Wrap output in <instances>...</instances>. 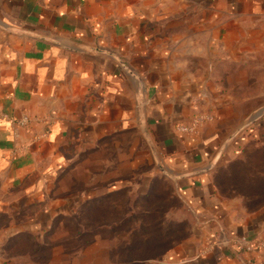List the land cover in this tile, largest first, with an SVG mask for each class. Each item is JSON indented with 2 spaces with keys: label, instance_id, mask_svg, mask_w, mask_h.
Instances as JSON below:
<instances>
[{
  "label": "crops",
  "instance_id": "0c3cea01",
  "mask_svg": "<svg viewBox=\"0 0 264 264\" xmlns=\"http://www.w3.org/2000/svg\"><path fill=\"white\" fill-rule=\"evenodd\" d=\"M0 114L31 119L0 116V254L97 190L144 193L153 172L128 184L93 167L141 166L146 140L198 225L158 264L264 259L208 246L264 237V0H0ZM198 114L197 133L176 129ZM67 182L84 192L63 195Z\"/></svg>",
  "mask_w": 264,
  "mask_h": 264
},
{
  "label": "rangeland",
  "instance_id": "374dc122",
  "mask_svg": "<svg viewBox=\"0 0 264 264\" xmlns=\"http://www.w3.org/2000/svg\"><path fill=\"white\" fill-rule=\"evenodd\" d=\"M115 151L112 149L111 153ZM143 153L141 166L135 157L118 161L112 156L96 160L93 169L96 179L120 182L122 178L128 184L133 178L153 172L144 193L132 188L135 181L112 192L97 190L95 204L77 201L76 206L67 207L49 226L47 235L11 242L6 253L0 254V264H158L173 248L194 236L198 225L193 210L181 200L174 183L162 174L155 176L157 157L146 140ZM246 161L249 159L240 160L239 164L244 166ZM119 166L129 172L119 174ZM242 166L237 165L235 170ZM87 179L88 175H83L79 183ZM232 184L226 181L224 188L229 192ZM73 185L67 182L69 189L63 190V195L84 192L71 191Z\"/></svg>",
  "mask_w": 264,
  "mask_h": 264
},
{
  "label": "built area",
  "instance_id": "2783aa9c",
  "mask_svg": "<svg viewBox=\"0 0 264 264\" xmlns=\"http://www.w3.org/2000/svg\"><path fill=\"white\" fill-rule=\"evenodd\" d=\"M0 116L10 120V122L17 127L22 128L28 126L31 121L27 114H24L20 118L10 117L6 114H0ZM210 118L211 117L207 114H198L193 117L191 122L178 124L176 129L184 134H194L197 133L205 121ZM213 245L227 246L238 254L261 252L264 251V237L230 234L229 236H222L208 243V246ZM208 246L204 250H207ZM246 262V264H264V259L258 260L256 258H249Z\"/></svg>",
  "mask_w": 264,
  "mask_h": 264
},
{
  "label": "trees",
  "instance_id": "16d2710c",
  "mask_svg": "<svg viewBox=\"0 0 264 264\" xmlns=\"http://www.w3.org/2000/svg\"><path fill=\"white\" fill-rule=\"evenodd\" d=\"M251 188H252V187H250V189H251ZM248 192H253V191L249 190ZM254 192H261V191H258V190L255 189Z\"/></svg>",
  "mask_w": 264,
  "mask_h": 264
},
{
  "label": "water",
  "instance_id": "95a60500",
  "mask_svg": "<svg viewBox=\"0 0 264 264\" xmlns=\"http://www.w3.org/2000/svg\"><path fill=\"white\" fill-rule=\"evenodd\" d=\"M162 168V167H161ZM164 170V168H162Z\"/></svg>",
  "mask_w": 264,
  "mask_h": 264
}]
</instances>
